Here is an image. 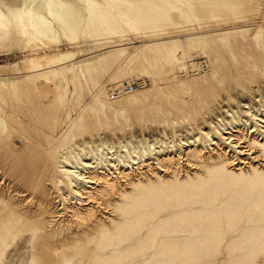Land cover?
<instances>
[{
  "label": "rangeland",
  "instance_id": "1",
  "mask_svg": "<svg viewBox=\"0 0 264 264\" xmlns=\"http://www.w3.org/2000/svg\"><path fill=\"white\" fill-rule=\"evenodd\" d=\"M64 1L76 26L42 45L16 27L30 1L0 0L18 33L0 46V264H264V124L236 123L264 109V0ZM105 142L118 171L73 199L66 156Z\"/></svg>",
  "mask_w": 264,
  "mask_h": 264
},
{
  "label": "bare ground",
  "instance_id": "2",
  "mask_svg": "<svg viewBox=\"0 0 264 264\" xmlns=\"http://www.w3.org/2000/svg\"><path fill=\"white\" fill-rule=\"evenodd\" d=\"M29 1H30L29 7L27 6L24 7L22 12L16 17V27L17 30L22 29V26L25 23L26 27L31 31L36 42L39 41L42 45H56L55 43L59 41L58 39H56V33L57 32L59 33L61 31V28H67L68 31H71L76 26V22L73 18L74 8L72 5L66 3L64 0H29ZM85 1L88 4L91 12H94L98 17H101L100 13L96 11L94 7H92V1L90 0H85ZM15 32L16 31L12 32L11 22L9 21V19L0 12V46L7 45L9 35L16 36L18 34ZM34 44L36 43L34 42ZM188 54L192 55V52L188 51ZM186 58H187V54L184 53V55H181L180 58L176 61V63L166 66L165 72L167 76L170 78H175L178 74H180L179 72L181 73L186 72L187 70V64L185 63ZM192 67L195 68L196 70L195 72H198L200 69H207L208 63L205 59L199 61H193ZM124 84L117 85L116 87L117 88L121 87ZM137 89L138 87L136 89H133L129 93L119 94L116 98L111 100H116L124 95L131 94ZM30 91L36 93V95L34 96H38L36 100H38V102H40L41 104L46 103L48 99H51V97L47 93L46 94L44 93L45 88L39 87L38 85H35ZM31 92H29L30 95L33 94ZM43 99L46 101H43ZM252 110L253 109L248 110L249 111L248 117L241 118V120L239 121L235 120V122L237 121L236 123H238V125L239 123H242V127L244 126L245 129H247L248 131L246 133L247 136L250 133L257 131V129L254 128V124H252V120H256L259 123H261V127H263L264 124V117L262 116L263 115L262 112L264 111V109H260L259 107L257 108L258 112ZM231 115H232V119H227V121L219 117L220 119L217 120L219 121L217 126H214L213 123L211 124L215 128L216 131L215 135H217L218 133L222 137L225 136V134H230L228 137H224V139L229 141L227 143H232L234 141V139L231 140V138L233 137V134L231 133L234 132V129L239 128L238 125H235L236 123H233V113ZM235 117L236 115L234 114V119ZM219 126H222L223 129L220 128ZM230 126L233 128L232 130L223 132L224 130L231 129ZM248 126L250 127L248 128ZM251 128L252 130H250ZM211 132L213 131L208 130L206 134L210 136L211 140L215 141V139H217L216 138L217 136L213 137L214 134ZM239 139H242V137L238 138V140ZM104 144H105V148H101L102 147L101 144L98 145V148L95 149L92 148L93 153L88 150H82V153H78L79 160L76 161H73L71 157L66 156L65 159L66 166H64L65 168L63 169V174L65 176V180L69 181V185L66 184V182H64L63 180H59V186L60 188L61 187L65 188L67 186L68 189H71L70 197H72L73 195L74 196L73 199L77 200L78 196L80 197L83 196V188H84L83 186L85 183L92 185L98 184L100 182V179L103 178V176L101 175L100 176L97 174L94 175L93 172H91V169L99 168V169H104L105 171V167L106 168L108 167L109 171H112V167L113 168L115 167V169L118 171L117 153L114 145L109 142L108 143L105 142ZM123 146L125 148L124 151H126L129 154L131 160L133 161L132 164L133 165L139 164L140 160H138L137 157L139 156L140 151L139 152L137 151V146L133 143L131 144V147H129L128 144H124ZM142 148L143 150L145 149V151L147 152V148L145 145H142ZM153 150H155V147L153 148ZM132 153L136 154V156L131 155ZM89 161L90 163H88ZM101 173H103V171ZM80 199L81 198H79V200Z\"/></svg>",
  "mask_w": 264,
  "mask_h": 264
},
{
  "label": "built area",
  "instance_id": "3",
  "mask_svg": "<svg viewBox=\"0 0 264 264\" xmlns=\"http://www.w3.org/2000/svg\"><path fill=\"white\" fill-rule=\"evenodd\" d=\"M141 83L142 82L140 80H138V81H135L133 83H130V84L126 83L125 85H123L121 87L111 89L109 91L110 99L116 98L119 94H125V93L131 92L133 89H136L137 87L141 86L142 85Z\"/></svg>",
  "mask_w": 264,
  "mask_h": 264
}]
</instances>
